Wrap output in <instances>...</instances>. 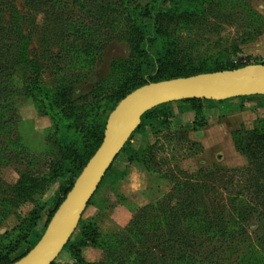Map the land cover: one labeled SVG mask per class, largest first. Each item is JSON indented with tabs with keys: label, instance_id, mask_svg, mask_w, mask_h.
<instances>
[{
	"label": "rangeland",
	"instance_id": "obj_1",
	"mask_svg": "<svg viewBox=\"0 0 264 264\" xmlns=\"http://www.w3.org/2000/svg\"><path fill=\"white\" fill-rule=\"evenodd\" d=\"M0 17L24 55L5 75L0 237L40 214L13 257L43 235L89 139L153 70L165 80L264 63V0H0ZM201 105L139 126L53 264H264V97ZM133 166L146 169L135 200L117 192ZM117 204L128 225L81 235L96 206Z\"/></svg>",
	"mask_w": 264,
	"mask_h": 264
},
{
	"label": "water",
	"instance_id": "obj_2",
	"mask_svg": "<svg viewBox=\"0 0 264 264\" xmlns=\"http://www.w3.org/2000/svg\"><path fill=\"white\" fill-rule=\"evenodd\" d=\"M264 95V63L149 82L122 98L108 116L102 142L53 213L39 241L10 264H52L69 242L108 170L142 123L143 115L184 99L221 101Z\"/></svg>",
	"mask_w": 264,
	"mask_h": 264
},
{
	"label": "trees",
	"instance_id": "obj_3",
	"mask_svg": "<svg viewBox=\"0 0 264 264\" xmlns=\"http://www.w3.org/2000/svg\"><path fill=\"white\" fill-rule=\"evenodd\" d=\"M61 6H62V4L58 3V7L61 8ZM66 9H67V7H66ZM0 25H1V27H0V113H1L2 110L5 109L8 106L7 104L9 103V100L12 97L11 93L13 92L12 81H9L5 77V75L7 73V67L10 68V66H14L15 64H17L19 61H21L24 58V55H23V53H17L15 51L11 50L12 45H9V43L7 41V39L11 38L10 37L11 32L6 30V29H8V27L5 24V21H4V19L2 17H0ZM16 29L13 30V31H15L14 33H19L20 39H23L24 36L20 35L21 31L19 29L18 30H16ZM250 63H252L250 60H247L245 62L241 61V62H238L237 64L231 65L228 69H234V68L242 67V66H245V65L250 64ZM194 74H196V73H194ZM158 76H159L158 71L156 69L153 70L152 73H150V74H148L146 76L147 80H146V82H144V84L145 83L147 84L149 82L160 81ZM144 84H142V85H144ZM142 85H139L136 88H138V87H140ZM136 88H134V89H136ZM134 89L128 91L125 94H123L119 98V100L117 101L115 106L118 104V102L122 98H124L128 93H130ZM251 96H255V95H251ZM262 96L264 97V95H262ZM203 100L204 99H184V100H181V101H185V102L191 103V105L193 107V110L198 113V112L201 111V108H202L201 103H202ZM210 101H215V100H210ZM222 101H224V100H221L219 102H222ZM115 106L112 108V110L115 108ZM169 113L170 112H165L161 108V105H159V106L147 111L143 115L141 124H143V121L145 119H151V120H154V121H158L160 119L167 120V118H169V116H170ZM2 116L3 115H0V118ZM107 118H106L103 126L99 127V129L89 139V142L87 143L86 148H85V150L82 153V157H81L80 163H79V165L77 167V173L75 174V178H74L75 180L78 177V175L81 173V171L83 170L84 166L86 165V163L88 162L90 157L94 154V152L96 151V149L98 148V146L102 142ZM0 121H1V119H0ZM1 128L2 127H1V124H0V129ZM134 133L132 134V136L134 135ZM130 139L125 144V146H124V148L122 150L127 148L128 144L130 142ZM74 179H72L69 182L68 186L64 189L63 195L61 196V198L57 202L56 206L54 207V209L52 210V212L49 214L48 218L46 219L45 226H47V224L50 221L53 213L55 212L57 207L60 205V203L63 201V199L65 198L67 192L72 187V185H73V183L75 181ZM39 218H40V214H39L38 211L32 212L30 214L29 218L25 219L24 222L22 223V226L19 228V234L15 235L16 236L15 238L11 237V235L9 237L8 236L7 237H2V238L0 237V264H10V263L14 262L15 260L19 259L20 257L24 256L31 248L34 247V245L39 241V239L42 236H40L30 246V248H28L27 250L23 251L20 255H18L16 257H13L14 253H16L20 249V247H22L23 243L27 240L28 233L30 232V230L34 226L37 225V221H38ZM80 222H81V219H80ZM80 222H79V224H80ZM88 229H89V231H88ZM84 231L85 232L81 233V235H101V231L99 230V227L97 225H95L94 223L91 224L90 222L85 224ZM115 234H117V233L114 232V234H112V235H115ZM103 235H106V234H103ZM107 235H109V234H107Z\"/></svg>",
	"mask_w": 264,
	"mask_h": 264
},
{
	"label": "crops",
	"instance_id": "obj_4",
	"mask_svg": "<svg viewBox=\"0 0 264 264\" xmlns=\"http://www.w3.org/2000/svg\"><path fill=\"white\" fill-rule=\"evenodd\" d=\"M161 108L165 112H170L169 115L171 116L172 113L181 115L182 117L192 114L194 112L193 107L191 103L185 102V101H173L169 103H165L161 105ZM169 116V117H170ZM159 121V120H158ZM151 119H145L143 123L147 122V124L152 125L155 122ZM144 168L133 166L127 176L125 177V180L123 182L117 183V192L120 195L127 196L135 200L137 197L143 195L145 184H143L144 176H145ZM98 209L95 210V222L98 225L99 229L104 232L108 233L110 231H114L116 229H120L122 227H125L129 224L130 219V210L125 204H117L111 210L109 208L104 209V213L101 212L99 215L100 209L99 206H96ZM103 209V208H101ZM109 212V214H106ZM98 213V214H97ZM103 213V214H102Z\"/></svg>",
	"mask_w": 264,
	"mask_h": 264
}]
</instances>
